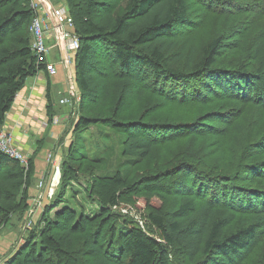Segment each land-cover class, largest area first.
I'll return each mask as SVG.
<instances>
[{"label":"trees","instance_id":"obj_1","mask_svg":"<svg viewBox=\"0 0 264 264\" xmlns=\"http://www.w3.org/2000/svg\"><path fill=\"white\" fill-rule=\"evenodd\" d=\"M119 1L123 12L118 14L113 10L111 15L104 17L102 25L91 21L101 3H97L96 0H80V3L79 0L67 1L75 33L79 39L75 58L76 83L81 92V110L76 129L86 127L90 122L88 119L92 118L88 114L91 108L85 111V102L89 100L90 104L99 105L96 88L91 80L85 77L87 62L92 55L104 59L109 63L107 65L112 63L111 66L116 68L118 77L122 75L129 78V81L136 78L137 81L144 79V85L137 83V89L133 91L141 94L140 88L146 86L143 90L151 95L156 93V100L168 99L167 102H173L174 99L171 98L177 97L174 95L177 94L175 88L177 82L188 88L187 94L184 95L186 97L178 95L180 100L203 96L208 90L206 86L208 83L212 87L210 92L220 90L222 94H227V91L236 97L248 99L249 87L252 86V80L256 79L260 82L254 84V99L260 100L259 95L262 91L260 88H264V75L258 79L256 72L251 73L241 65L219 62L221 51L225 47L221 36L204 42L199 56L189 69L184 70L169 63L161 43L165 39L161 38L171 37L178 26L188 23L189 12L185 0ZM252 1L254 17H264V0ZM30 3V0H0V129L6 113L26 79L44 68L43 65L37 64L36 55L31 48L32 35L29 27L36 13ZM104 5L109 6L110 3ZM216 5L221 11L227 10L226 6L221 7L222 2ZM108 8L109 13L111 8ZM258 31L259 35L256 37H260L264 28L262 30L261 27ZM257 47L258 44L254 46ZM252 50L253 53L250 55L258 54L255 49ZM149 76L150 78H147ZM166 79L172 82L171 86L174 87L170 86L168 89L162 87V80ZM191 87H194V90ZM48 108H52L51 103L48 104ZM48 113L52 115L50 111ZM206 122L208 121L197 123L196 126L188 125L191 122H184L171 127L125 123V131L129 132L131 128L136 131L133 134L130 130L132 135L129 133L127 145L126 142L123 143V150L126 145L124 154L140 156L141 152L148 151L155 143L186 133H196ZM119 125L121 126L122 122ZM65 130L61 137L64 136ZM139 130L143 132L145 140L138 135ZM241 138L244 141L243 148L235 154L232 173L223 175L205 173L200 176V180L207 182L206 185L199 183L196 188H192L191 184L186 186L183 184L181 189L175 188L173 192L179 193L178 205L168 214L160 210H148L145 214L146 222L156 227L159 238L142 229L131 219H127L125 227L117 228L116 224L111 225L112 218L103 217L100 220L101 224L94 231V239L84 238L89 253L94 254L95 247L103 249L101 255L88 264H175L169 258L168 245L185 253L190 262L198 255H202L195 264H239L253 245L264 237V172H261L264 171V132L251 129L249 134L247 131ZM77 148L75 143H70L65 155L71 156ZM78 149L77 152H80L81 148ZM70 160L68 164L71 163ZM68 164L66 163L63 169L62 181L56 195L58 199L53 204L50 203V206L58 207L65 202L64 195L69 184L64 183V179L69 174ZM180 168L182 169V166ZM32 171H34L32 157H29L27 165L23 166L0 151V223H7L11 215L22 214L27 209V190L34 179ZM190 171L198 173L194 168ZM206 174L210 177L205 176ZM160 180L162 179L158 178V175L143 176L141 186L149 191L151 185L155 188ZM95 183L104 190L111 188L107 196L111 206L117 203L118 187L124 188L125 191H132L136 187V184L126 181L119 173L108 179L94 177L90 185L92 189L98 188L94 186ZM167 190L171 191L169 188ZM203 194L208 195V201L203 202L196 210L194 198ZM246 210L262 214H257L248 222L233 224L237 213L235 211ZM48 212V207H45L42 218L46 226L40 234V246L37 243H28L8 257L3 264H75L68 257L63 259V256H67L64 248L73 241V231L76 229L71 224L72 211L65 208L60 212L58 216L63 220H58L59 233L55 234L50 232L53 226L46 219ZM106 222L112 226L109 234L105 228ZM81 228L82 226L79 229ZM105 236L109 237L105 241L106 245L105 242L97 245V240ZM49 252L54 255L55 262L47 257Z\"/></svg>","mask_w":264,"mask_h":264},{"label":"rangeland","instance_id":"obj_2","mask_svg":"<svg viewBox=\"0 0 264 264\" xmlns=\"http://www.w3.org/2000/svg\"><path fill=\"white\" fill-rule=\"evenodd\" d=\"M33 1L39 2L40 0ZM47 1L55 7H64L69 13L68 0ZM185 1L189 12L187 25L178 26L171 37L161 38L165 39L161 43L169 63L184 70L189 69L192 62L199 56L204 42L215 36H221L225 47L222 49L218 61L227 65L229 63L241 65L251 73L256 72L258 79L262 78L264 75V32L260 33V37L256 36L259 35L258 30L261 27L262 30L264 28V17H254L255 14L251 6L253 1ZM96 2L101 3V5H98L92 16L91 21L93 23L102 25L104 17L111 15L113 10L117 11L118 14L123 12L119 0H96ZM103 2L110 3V5L105 6ZM218 2H222L221 7L226 6L225 9L227 10H219L220 7L216 5ZM108 7L111 8L109 13ZM66 31L65 46L68 50L67 55L71 58L69 62L70 85L73 86L76 97L71 103L67 102V104L72 105V109L66 120L68 125L64 136H60L57 143L51 145L50 149H45V151L42 149L41 151H44L42 154L46 156L42 164L46 163L40 172L43 174L39 175V191L30 202H28V196V207L22 214H13L7 223H0V264H3L8 257L28 243H37L40 246V234L46 226L42 218L45 207L49 209L46 219L53 226L50 229L53 234L59 233L58 227L60 225H57V222L63 220L58 216L60 212L65 208L72 211L70 214L71 224L77 230L73 231L71 244L64 248L67 256H63V259L68 257L75 264H88L101 255L103 249L100 250L96 247L94 254L89 253L84 238L94 239V231L101 224L100 220L103 217L112 218L111 221L113 222L110 223H112L111 225L116 224L117 228L125 227L127 219H131L136 221L142 229L159 238L156 227L146 222L145 214L148 210H160L168 214L178 205L179 193L173 192L175 188L181 189L183 184H185L184 186L191 184L192 188H196L199 183L204 186L207 182L201 181L200 176L205 173L211 175L232 173L235 154L243 148L242 135L246 134L247 131L249 134L251 129L264 132V88H260L262 90L259 95L260 100L254 99V84H259L260 80H252L248 99L236 97L227 91V94H222L220 90L210 92L212 87L208 83L206 85L208 90L203 96L197 99L180 100L178 95L186 97L184 95L187 94L188 88L183 83L177 82L175 84L177 94H174L177 97L171 98L174 99L173 102H167L168 99L156 100V93L151 95V93L144 91L143 88L146 89V86L140 88L141 94L134 92L133 90L137 89V83L142 85L144 79L137 81L136 78L129 81V78L122 75L118 77L116 68L111 66L112 63L107 65L109 63L96 55H92L88 59L85 77H88L95 86L99 105L90 104L91 101L89 100L85 102V111L91 108L88 114L92 118L88 119L90 122L86 127L76 129V122L81 110V92L76 83V51L67 46L71 35L76 34L74 23ZM51 38L48 39L52 40ZM257 44L258 47L254 48ZM53 46V60L50 58L51 53L49 51V54L46 55V61L56 66L57 63H60L59 59L62 55L55 47V43ZM252 49L258 51V54L250 55L253 53ZM63 56L66 57V55ZM44 71L48 73L46 70ZM67 79L66 73L63 71L60 85H55L52 90L54 108L58 109L61 105L68 107L66 103L61 104L59 102L61 96L70 98ZM161 85L168 89L172 82L170 83L167 79L166 81L162 80ZM193 88L191 87L192 90H194ZM157 90L159 89L157 88ZM43 116L44 119L39 120L37 118L36 121L37 130L32 138V143L35 146H40L42 142L44 146L49 142L51 143L48 132L49 126L51 127V125L61 121L57 116L56 122H53L52 116L56 115H49L46 111H44ZM205 121L208 122L203 124L196 133H186L155 143L148 151L141 152L140 156L124 154L128 138L130 134L132 135L130 130L133 131V134L136 131L134 128H131L129 132L124 130V126L130 123L135 122L137 125H152L153 127H171L176 124L181 125L184 122H191L188 125H195ZM258 121L259 124H257ZM120 122H122L121 126L119 125ZM125 123L127 124L125 125ZM1 129L5 130L4 128ZM10 134L14 147H17L28 159L32 157L31 153L26 151L27 149L19 143L20 141L16 139L14 134ZM138 135L145 140L146 137L141 130H139ZM125 142L126 145L123 150V143L125 144ZM70 143H75L81 150L77 152L79 150L77 148L74 154L71 153V156H66V150ZM39 156L36 157V162L39 161ZM69 159H71L70 164H68ZM66 163L70 166L68 167L69 174L64 179V183L69 184L64 195L65 202L58 207H53L50 206V203L53 204L58 199L56 195ZM193 168L198 171L197 174L190 171ZM168 169L173 171L168 172ZM34 171H32V179L35 176ZM164 171L166 173H163ZM261 172L264 171L261 170ZM116 173H119L126 181L136 184V187L132 191H125L124 188L118 187L117 203L111 206L107 201L111 188L104 190L95 183L94 186L98 188L93 187L92 189L90 185H92L94 177L108 179L115 176ZM209 174L205 176L210 177ZM147 175H158V178L162 179L155 188L151 185L149 191L141 186L142 177ZM44 178L47 180L46 183L43 181ZM44 186H46L45 191ZM168 188L171 191H168ZM184 190L186 189L184 188ZM199 197L194 198L196 210L201 207L203 202L208 201L206 194ZM29 207L32 211L29 210ZM35 209H38V212L35 213ZM248 210L235 211L237 213H235L236 217L233 224L248 222L257 214H262ZM110 223H105L108 234L112 227ZM80 226H82L81 229H79ZM108 238V236L99 238L96 242L97 245H101L100 243H104ZM167 248L169 258L175 264H195L202 257V255H198L193 262H190L181 250L172 245H168ZM47 257L55 262L52 253L49 252ZM244 257V261L242 262L243 259H241L239 264H264V237L257 241Z\"/></svg>","mask_w":264,"mask_h":264},{"label":"crops","instance_id":"obj_3","mask_svg":"<svg viewBox=\"0 0 264 264\" xmlns=\"http://www.w3.org/2000/svg\"><path fill=\"white\" fill-rule=\"evenodd\" d=\"M46 44L51 53L50 58L53 57V45L54 42L52 40H47ZM56 47V46H55ZM55 49V48H54ZM53 60V58H52ZM71 58L68 57V63H57V70L55 73H46L44 70L37 72L35 75L30 76L26 79L25 84L20 92H18L15 96V99L6 113V117L2 128H4L7 132L13 133L17 140H19L20 144L23 145L26 151L30 152L33 158V164L35 169V176L31 187L28 189L29 201L36 195L38 190V182L40 179L39 175H42V169L45 167V163L42 162L45 160V155L43 156V152L50 149V146L57 143L59 137L63 134L64 130L67 128V117L71 112L72 105L67 104L61 105L60 108H54V102L52 97V90L55 85H60V80L62 78L63 71L66 73V77L69 76L70 68L69 62ZM60 92V91H59ZM65 96H61L64 98ZM59 98V100L61 99ZM51 103L52 108H48V104ZM44 111L47 114L50 111L52 115L59 116L61 121L57 124L49 126V139L52 141L49 142L46 146H44L43 142L40 143V146H35L32 143L33 134L36 133V128L38 125L37 120L44 119ZM69 112V113H68ZM38 118V119H37ZM63 124V125H62ZM34 153H33V150ZM42 149H44L43 152ZM58 151V150H57ZM27 152V153H28ZM41 152V153H40ZM30 153H28L29 156ZM39 156V161H35L36 157ZM46 183V178L43 180ZM46 186H44V191ZM34 204V203H33ZM29 210L32 209L29 207ZM30 211V212H31ZM38 212V209H35V213Z\"/></svg>","mask_w":264,"mask_h":264},{"label":"built area","instance_id":"obj_4","mask_svg":"<svg viewBox=\"0 0 264 264\" xmlns=\"http://www.w3.org/2000/svg\"><path fill=\"white\" fill-rule=\"evenodd\" d=\"M30 5L36 13L30 24L32 51L36 55L37 64H41L44 67L41 70H46L48 73H55V64L47 63L46 61V55L49 54L46 41L49 40L48 38L52 37L51 39L62 55L59 60L61 63L65 64L68 61V50L65 46L66 29L73 25V19L64 7H55L47 0H40L39 2L32 0ZM67 46H69V49L76 51L79 46V39L76 34L71 35L70 42L68 41ZM63 55H66V57ZM67 78L70 98H61L59 100L61 104L67 102L71 103L76 97V92L73 86L70 85L71 79L69 76H67ZM56 117L57 116H52L53 122H56ZM0 151L17 160L23 166L27 165L28 158L23 155L17 147H14L11 134L3 129H0Z\"/></svg>","mask_w":264,"mask_h":264},{"label":"bare ground","instance_id":"obj_5","mask_svg":"<svg viewBox=\"0 0 264 264\" xmlns=\"http://www.w3.org/2000/svg\"><path fill=\"white\" fill-rule=\"evenodd\" d=\"M73 19V18H72ZM158 206V205H157ZM13 214V213H12Z\"/></svg>","mask_w":264,"mask_h":264}]
</instances>
